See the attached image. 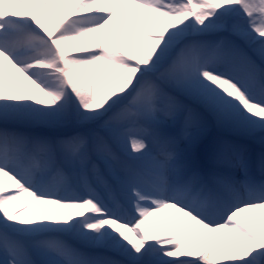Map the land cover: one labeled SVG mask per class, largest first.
<instances>
[{"label":"snow or ice","instance_id":"snow-or-ice-1","mask_svg":"<svg viewBox=\"0 0 264 264\" xmlns=\"http://www.w3.org/2000/svg\"><path fill=\"white\" fill-rule=\"evenodd\" d=\"M0 264H264V0H0Z\"/></svg>","mask_w":264,"mask_h":264},{"label":"bare ground","instance_id":"bare-ground-1","mask_svg":"<svg viewBox=\"0 0 264 264\" xmlns=\"http://www.w3.org/2000/svg\"><path fill=\"white\" fill-rule=\"evenodd\" d=\"M242 223H246L245 219L243 217H240Z\"/></svg>","mask_w":264,"mask_h":264}]
</instances>
